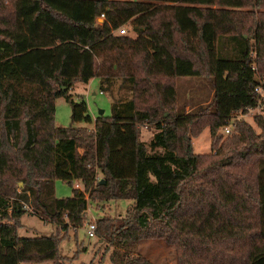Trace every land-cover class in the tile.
Returning <instances> with one entry per match:
<instances>
[{"label":"trees","instance_id":"trees-1","mask_svg":"<svg viewBox=\"0 0 264 264\" xmlns=\"http://www.w3.org/2000/svg\"><path fill=\"white\" fill-rule=\"evenodd\" d=\"M125 23L133 36L114 32ZM196 75L212 95L184 113L173 79ZM92 76L109 93L119 78L130 95L111 97L91 127L56 126V96L70 123L91 121L68 89ZM262 80L264 0H0V264H65L59 239L88 200L110 198L132 204L118 221L94 219L108 264H155L133 252L141 237L171 245L174 264H264ZM256 104L253 123L240 116L223 131ZM146 122L154 131L142 140ZM202 127L210 149L195 152ZM54 178L81 189L56 197ZM24 211L58 231L18 236Z\"/></svg>","mask_w":264,"mask_h":264},{"label":"rangeland","instance_id":"rangeland-1","mask_svg":"<svg viewBox=\"0 0 264 264\" xmlns=\"http://www.w3.org/2000/svg\"><path fill=\"white\" fill-rule=\"evenodd\" d=\"M102 19H97L101 21ZM124 32L134 35L127 23L120 25ZM118 32V30H114ZM120 33V32H119ZM120 79L116 78L112 82L111 95L108 90L100 89L99 79L97 76L90 77L87 82L76 81L68 89L73 99L82 98L87 106V111L91 117L90 122L77 121L70 123L69 112L70 106L67 99L63 96H56L54 99V115L53 122L56 126H67L72 124L75 126L91 127L93 119L100 114L108 115L110 113L111 97H128L130 92L126 86L120 83ZM174 87V106L182 110L184 113L192 112L196 107L206 104L212 95L211 85L208 79L202 75L196 76H176L173 79ZM256 109H252L248 114L242 117L250 123L252 122V114L256 113ZM165 113V112H164ZM139 138L148 140L154 131L152 122L138 123ZM221 129H218L220 131ZM192 148L195 152L209 151V129L202 127L197 135L192 136ZM21 184L18 183V187ZM65 180L59 178L53 179V195L56 197L69 196L71 188ZM132 204L130 198H110L97 202L87 201L84 212L83 223L75 229L69 227L67 232L58 241V251L61 255L66 256L65 264H108V254L111 246L99 240L96 235L88 236L86 228L88 222H94V219L106 214L115 221L123 217L125 209ZM19 226L17 227L18 236H37L56 233L57 226L42 218L38 214L30 211H24L19 217ZM142 255L146 259L155 264H174V249L171 245L158 238L141 237L137 239L134 245V251ZM17 264H52L50 261L42 262H18Z\"/></svg>","mask_w":264,"mask_h":264},{"label":"built area","instance_id":"built-area-1","mask_svg":"<svg viewBox=\"0 0 264 264\" xmlns=\"http://www.w3.org/2000/svg\"><path fill=\"white\" fill-rule=\"evenodd\" d=\"M102 17H103V13H100L97 19L98 20L102 19ZM118 32L123 33L124 32V28L123 27L118 28ZM253 89L257 93L258 100H260L262 98V96L264 95V80H262L260 83H256L254 85ZM252 109H256V111H257L258 104H256L255 108H248V111L246 113H242L240 110L232 112L230 114V117L227 118L226 123L223 125V131L224 132L228 131L233 119L238 118L240 116H243L245 114H248ZM73 186L76 187V188L81 189V187H80V185H79V183L77 181H75L73 183ZM23 207L26 210H30V207L28 205H26L25 203H23ZM94 226H95L94 222L90 221V222L87 223L86 234L88 236H92L94 234V232H93L94 231Z\"/></svg>","mask_w":264,"mask_h":264},{"label":"water","instance_id":"water-1","mask_svg":"<svg viewBox=\"0 0 264 264\" xmlns=\"http://www.w3.org/2000/svg\"><path fill=\"white\" fill-rule=\"evenodd\" d=\"M100 111V113H101V110H99ZM100 113L98 114V115H100ZM102 181V179H99V182H101ZM19 184H21V183H19Z\"/></svg>","mask_w":264,"mask_h":264}]
</instances>
